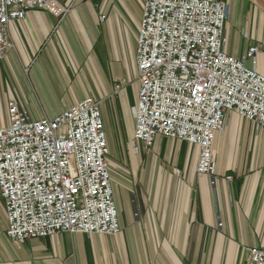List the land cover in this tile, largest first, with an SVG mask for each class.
<instances>
[{"label": "crops", "instance_id": "0c3cea01", "mask_svg": "<svg viewBox=\"0 0 264 264\" xmlns=\"http://www.w3.org/2000/svg\"><path fill=\"white\" fill-rule=\"evenodd\" d=\"M60 1L68 7L62 17L31 9L9 22L0 126L8 123L10 101L45 114L91 96L99 101L108 147L121 150L133 134L143 0ZM219 1L228 7L225 51L240 58L256 45L255 68L264 74V0ZM121 80L127 84L115 92ZM139 149L136 161L118 164L113 182L118 233L59 232L16 243L6 234L0 198V264H246L245 247L264 250L263 128L228 115L213 142V184L195 173V146L158 135L151 148Z\"/></svg>", "mask_w": 264, "mask_h": 264}, {"label": "built area", "instance_id": "2783aa9c", "mask_svg": "<svg viewBox=\"0 0 264 264\" xmlns=\"http://www.w3.org/2000/svg\"><path fill=\"white\" fill-rule=\"evenodd\" d=\"M31 9L57 17L68 11L60 0H0V61L10 45L9 22ZM227 15L219 0H143L134 54L132 150L151 148L158 135L184 141L197 148L195 173L211 176L212 184L213 142L228 115L264 129L258 48L249 46L240 58L225 51ZM7 114L8 123L0 126V198L8 237L18 243L59 232L118 233L99 101L88 96L39 119H29L10 101ZM244 250L246 264H264V250Z\"/></svg>", "mask_w": 264, "mask_h": 264}, {"label": "rangeland", "instance_id": "374dc122", "mask_svg": "<svg viewBox=\"0 0 264 264\" xmlns=\"http://www.w3.org/2000/svg\"><path fill=\"white\" fill-rule=\"evenodd\" d=\"M136 82H137V80L134 81V83L132 84L133 86L131 85L133 90L135 89V87L137 89V83ZM124 84H127V82H125ZM135 103H136V99H135ZM19 108L26 115L31 117L32 119L40 118L41 115H43V116L47 115V117L52 118L55 115L62 112V111H60L59 113H55V110H58L59 107H47L46 111H44L45 114L42 113L43 111H41L42 110L41 108L35 107V106H20ZM101 108H102V106H101ZM43 116H41V117H43ZM131 141H132V139H130V142L128 141L127 143L123 141L121 150H118V148H116V146L113 147L109 144V155L107 158H108V162H109V170H110V175H111L112 186L114 184L113 182L117 176V173L120 172V170L122 169V167L118 164L123 162V163L130 165L131 161H134V160L136 161V158L134 156L135 154L133 153L134 151L131 148ZM139 146L140 145H138V148H139ZM214 175H215V171L213 173V177H215Z\"/></svg>", "mask_w": 264, "mask_h": 264}]
</instances>
